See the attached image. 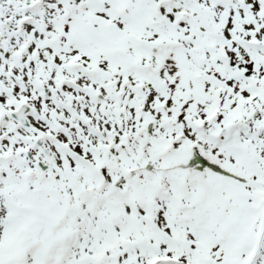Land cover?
I'll use <instances>...</instances> for the list:
<instances>
[{"label": "snow or ice", "instance_id": "6c2138e0", "mask_svg": "<svg viewBox=\"0 0 264 264\" xmlns=\"http://www.w3.org/2000/svg\"><path fill=\"white\" fill-rule=\"evenodd\" d=\"M0 264H264V0H0Z\"/></svg>", "mask_w": 264, "mask_h": 264}]
</instances>
